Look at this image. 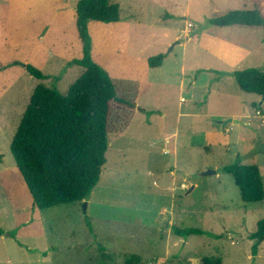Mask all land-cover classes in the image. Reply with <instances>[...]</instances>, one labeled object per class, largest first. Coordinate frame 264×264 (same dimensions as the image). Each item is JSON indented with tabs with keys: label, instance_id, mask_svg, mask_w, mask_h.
<instances>
[{
	"label": "rangeland",
	"instance_id": "374dc122",
	"mask_svg": "<svg viewBox=\"0 0 264 264\" xmlns=\"http://www.w3.org/2000/svg\"><path fill=\"white\" fill-rule=\"evenodd\" d=\"M111 1L120 19L88 22L91 55L133 106L113 102L89 198L41 209L10 149L40 80L16 62L67 92L82 71L68 64L80 58L72 52L81 47L77 0H0V264H127L132 254L164 257L165 241L172 264H264V241L254 254L251 238L264 201H243L221 170L239 158L258 164L264 181V95L242 90L233 75L264 70V25L210 23L231 9H256L264 21V0ZM159 53L161 65L150 66ZM179 112L191 114L178 123ZM227 118L238 121L223 127ZM174 131L184 142L176 150L175 137L165 140ZM208 169L216 173L198 175ZM174 227L203 233L181 236Z\"/></svg>",
	"mask_w": 264,
	"mask_h": 264
},
{
	"label": "trees",
	"instance_id": "16d2710c",
	"mask_svg": "<svg viewBox=\"0 0 264 264\" xmlns=\"http://www.w3.org/2000/svg\"><path fill=\"white\" fill-rule=\"evenodd\" d=\"M76 26L82 41V57L70 61L82 71L66 93L47 85L50 75L36 66L22 64L40 80L34 87L13 134L10 149L24 182L32 195V204L41 209L87 200L100 181L108 149V120L113 102L132 105L118 95V87L106 69L93 60L92 40L88 22H116L120 5L111 0H77ZM220 26H263L256 9H231L210 18ZM163 53L148 58L150 66L161 65ZM238 86L245 91L264 95V70L249 67L233 73ZM221 170L233 176L245 202L264 201V181L256 163L238 158ZM181 236L200 234V228L179 229ZM4 229L0 227V235ZM12 234V233H11ZM15 236V235H13ZM251 238L252 251L257 254L264 241V219L257 222ZM138 258L132 254L127 264ZM203 264H221L220 257H204Z\"/></svg>",
	"mask_w": 264,
	"mask_h": 264
},
{
	"label": "crops",
	"instance_id": "0c3cea01",
	"mask_svg": "<svg viewBox=\"0 0 264 264\" xmlns=\"http://www.w3.org/2000/svg\"><path fill=\"white\" fill-rule=\"evenodd\" d=\"M128 2H130V1L128 0ZM75 12H76V7H75ZM76 19H77V13H76ZM72 49H74V48H72ZM72 52H74L77 55V57H80V58L82 57V41H81V47L79 45L78 46V50L77 51H74L73 50ZM147 60H148V58H147ZM112 106H113V104H112ZM190 114H191L190 112H185V113L179 112L177 122L180 123V117L181 116H189ZM236 115L237 114H234V113H226V114H223V117H225V118L228 117V116L235 117ZM233 122H235V121H233ZM226 125L224 127H226ZM173 137H175V139ZM172 139H174L173 146H174V149L175 150L179 146H182V147L184 146V142H181V141L178 140V132L177 131H174L173 133H171L170 135H168V136L165 137V140L167 142H169V143L171 142ZM171 170H173V169H171ZM173 172L174 173L172 174V178H171L172 182H174V180H175V177L173 176L175 174V170H173ZM184 176H186V173L184 174ZM195 185H197V183ZM195 185L193 186V188L195 187ZM170 222L172 223V220H170ZM172 226H173V224H172ZM172 226H171V228H172ZM164 232L165 231H163V233ZM178 240L179 241H182V237H180V239H178ZM183 241H184V239H183ZM173 242H174V245L177 244V241L176 240H174ZM169 243H170V241H165V248H164V251H165L164 254H165V256L164 257H162V254L160 255V254H156L155 253L154 256H150L148 253H144L143 252L141 254H137L138 255V258L136 259V261L134 262V264H172V262L169 259L170 258L169 257V254L171 252ZM47 256H48L47 253L43 254V258H46Z\"/></svg>",
	"mask_w": 264,
	"mask_h": 264
},
{
	"label": "water",
	"instance_id": "95a60500",
	"mask_svg": "<svg viewBox=\"0 0 264 264\" xmlns=\"http://www.w3.org/2000/svg\"><path fill=\"white\" fill-rule=\"evenodd\" d=\"M231 121H233L232 118H227V119L221 120L220 123L224 127L227 123H229ZM235 121H238V120H235ZM215 173H216V170L208 169V170H204L202 172H199L198 175L199 176H207V175L215 174ZM192 189H193V186L190 187L189 191H191ZM84 204H86V202H84Z\"/></svg>",
	"mask_w": 264,
	"mask_h": 264
},
{
	"label": "built area",
	"instance_id": "2783aa9c",
	"mask_svg": "<svg viewBox=\"0 0 264 264\" xmlns=\"http://www.w3.org/2000/svg\"><path fill=\"white\" fill-rule=\"evenodd\" d=\"M183 188H185V185L183 184Z\"/></svg>",
	"mask_w": 264,
	"mask_h": 264
}]
</instances>
